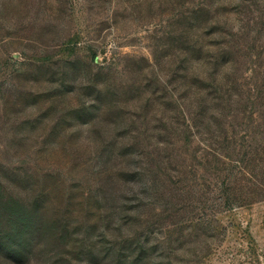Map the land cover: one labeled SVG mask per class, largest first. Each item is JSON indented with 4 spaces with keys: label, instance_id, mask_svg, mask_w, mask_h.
Returning <instances> with one entry per match:
<instances>
[{
    "label": "rangeland",
    "instance_id": "374dc122",
    "mask_svg": "<svg viewBox=\"0 0 264 264\" xmlns=\"http://www.w3.org/2000/svg\"><path fill=\"white\" fill-rule=\"evenodd\" d=\"M0 264H264V0H0Z\"/></svg>",
    "mask_w": 264,
    "mask_h": 264
},
{
    "label": "trees",
    "instance_id": "16d2710c",
    "mask_svg": "<svg viewBox=\"0 0 264 264\" xmlns=\"http://www.w3.org/2000/svg\"><path fill=\"white\" fill-rule=\"evenodd\" d=\"M11 222H12V221H11V220H9V224H10V225H11ZM9 224H8V225H9Z\"/></svg>",
    "mask_w": 264,
    "mask_h": 264
}]
</instances>
